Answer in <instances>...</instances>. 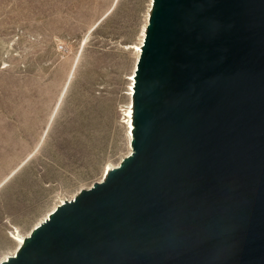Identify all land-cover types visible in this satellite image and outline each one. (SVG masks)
I'll return each instance as SVG.
<instances>
[{"label": "water", "instance_id": "95a60500", "mask_svg": "<svg viewBox=\"0 0 264 264\" xmlns=\"http://www.w3.org/2000/svg\"><path fill=\"white\" fill-rule=\"evenodd\" d=\"M131 153L0 264H264V0H153Z\"/></svg>", "mask_w": 264, "mask_h": 264}, {"label": "rangeland", "instance_id": "374dc122", "mask_svg": "<svg viewBox=\"0 0 264 264\" xmlns=\"http://www.w3.org/2000/svg\"><path fill=\"white\" fill-rule=\"evenodd\" d=\"M152 6L0 0V260L17 251L14 234L131 153L135 46Z\"/></svg>", "mask_w": 264, "mask_h": 264}, {"label": "bare ground", "instance_id": "6f19581e", "mask_svg": "<svg viewBox=\"0 0 264 264\" xmlns=\"http://www.w3.org/2000/svg\"><path fill=\"white\" fill-rule=\"evenodd\" d=\"M152 5V4H151ZM147 20H148V18H147ZM144 37H145V33H143V36H142V40H141V43H140V45H138V46H135V51H136V53H137V55L139 56L140 55V53H141V45H142V43H143V41H144ZM132 80V83L134 82V79L132 78L131 79ZM134 84V83H133ZM132 84V85H133ZM133 91H134V89H133V86L131 87V89H130V96H132V94H133ZM132 113H133V109H132V106H130V110H129V112H128V117H129V119H128V127H127V130H128V137H129V140L131 141V138H132V129H133V123H132ZM112 168H114V167H108L107 169H106V171L104 172V174H103V176L107 173V172H109V170H111ZM74 197H72V198H70V199H73ZM62 202H64V200H61L59 203H62ZM48 217V216H47ZM46 217V218H47ZM45 218V219H46ZM14 236V238H15V240H16V242L18 243V247L21 245V244H23L24 243V236H21L19 233H17L16 235L14 234L13 235ZM16 252L17 251H15L13 254H11V255H9V256H6L4 259H2V260H0V263L1 262H3V261H6V260H8L9 259V257L10 256H14L15 254H16Z\"/></svg>", "mask_w": 264, "mask_h": 264}, {"label": "built area", "instance_id": "2783aa9c", "mask_svg": "<svg viewBox=\"0 0 264 264\" xmlns=\"http://www.w3.org/2000/svg\"><path fill=\"white\" fill-rule=\"evenodd\" d=\"M63 203V202H62ZM60 204V203H59Z\"/></svg>", "mask_w": 264, "mask_h": 264}]
</instances>
